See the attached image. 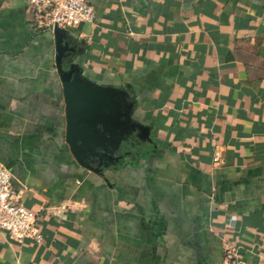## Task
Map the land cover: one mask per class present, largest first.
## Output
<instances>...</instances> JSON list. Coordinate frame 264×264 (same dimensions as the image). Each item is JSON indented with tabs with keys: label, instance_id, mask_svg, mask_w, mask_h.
Segmentation results:
<instances>
[{
	"label": "crops",
	"instance_id": "0c3cea01",
	"mask_svg": "<svg viewBox=\"0 0 264 264\" xmlns=\"http://www.w3.org/2000/svg\"><path fill=\"white\" fill-rule=\"evenodd\" d=\"M29 1L0 0V162L43 242L0 234V264H264V0H87L75 63L127 91L153 141L104 175L66 142Z\"/></svg>",
	"mask_w": 264,
	"mask_h": 264
},
{
	"label": "water",
	"instance_id": "95a60500",
	"mask_svg": "<svg viewBox=\"0 0 264 264\" xmlns=\"http://www.w3.org/2000/svg\"><path fill=\"white\" fill-rule=\"evenodd\" d=\"M56 66L66 105V142L77 162L104 175V169H119V161L131 153L135 138L144 156L152 144L151 131L134 117V104L127 91L104 87L85 76L77 63L76 41L67 29L55 25Z\"/></svg>",
	"mask_w": 264,
	"mask_h": 264
},
{
	"label": "built area",
	"instance_id": "2783aa9c",
	"mask_svg": "<svg viewBox=\"0 0 264 264\" xmlns=\"http://www.w3.org/2000/svg\"><path fill=\"white\" fill-rule=\"evenodd\" d=\"M32 23L42 30H53L55 25L72 30L84 24H93L96 19L94 7L87 0H30ZM219 158L213 167H217ZM235 219L231 220L234 225ZM0 234L22 242H43L37 213L25 207L13 185L12 172L0 162ZM237 254L226 249L224 264H238Z\"/></svg>",
	"mask_w": 264,
	"mask_h": 264
},
{
	"label": "flooded vegetation",
	"instance_id": "af4514ba",
	"mask_svg": "<svg viewBox=\"0 0 264 264\" xmlns=\"http://www.w3.org/2000/svg\"><path fill=\"white\" fill-rule=\"evenodd\" d=\"M130 142L134 144V147L132 145L126 146V149H125V151H123V154L125 152H128V153H131V156H136L138 153L141 152L139 149V145H138L135 138L130 139ZM147 148H149L148 150H151V148L149 147L148 144H147ZM143 153H145V152H143ZM127 157H129V155H126L121 161H119L118 165H122L123 162H125V160L127 159Z\"/></svg>",
	"mask_w": 264,
	"mask_h": 264
}]
</instances>
